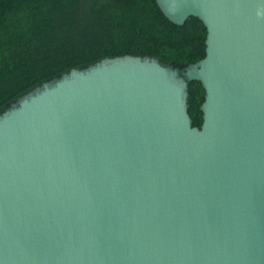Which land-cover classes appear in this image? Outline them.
<instances>
[{
	"label": "water",
	"instance_id": "obj_1",
	"mask_svg": "<svg viewBox=\"0 0 264 264\" xmlns=\"http://www.w3.org/2000/svg\"><path fill=\"white\" fill-rule=\"evenodd\" d=\"M157 2L203 58L104 57L0 109V264H264V0Z\"/></svg>",
	"mask_w": 264,
	"mask_h": 264
},
{
	"label": "trees",
	"instance_id": "obj_2",
	"mask_svg": "<svg viewBox=\"0 0 264 264\" xmlns=\"http://www.w3.org/2000/svg\"><path fill=\"white\" fill-rule=\"evenodd\" d=\"M207 28L169 20L157 0H0V109L32 87L104 57L148 55L187 65L206 55ZM200 81L189 112L203 122Z\"/></svg>",
	"mask_w": 264,
	"mask_h": 264
}]
</instances>
